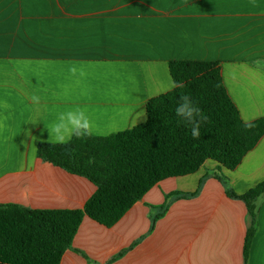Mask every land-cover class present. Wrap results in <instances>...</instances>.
I'll return each instance as SVG.
<instances>
[{
	"label": "crops",
	"instance_id": "0c3cea01",
	"mask_svg": "<svg viewBox=\"0 0 264 264\" xmlns=\"http://www.w3.org/2000/svg\"><path fill=\"white\" fill-rule=\"evenodd\" d=\"M172 61L220 63L243 121L264 117V0H0V205L82 209L96 187L38 158L45 125L78 106L92 136L144 123ZM217 175L237 195L264 182V137L235 170L207 160L160 182L111 228L86 217L61 264H264V200L245 262L252 218Z\"/></svg>",
	"mask_w": 264,
	"mask_h": 264
},
{
	"label": "trees",
	"instance_id": "16d2710c",
	"mask_svg": "<svg viewBox=\"0 0 264 264\" xmlns=\"http://www.w3.org/2000/svg\"><path fill=\"white\" fill-rule=\"evenodd\" d=\"M169 70L172 79L183 81L185 87L149 100L144 123L106 137L73 138L67 146L38 145L39 159L89 180L96 191L82 209L0 205V264H61L86 217L111 228L160 182L195 174L207 160L235 170L257 147L264 137V117L245 127L225 87L220 63L172 61ZM182 94L189 95L207 116L198 140L192 138L190 125L179 122L175 114ZM65 147L73 150L71 154ZM217 177L227 196L243 201L252 218L243 249L247 262L256 235L254 201L264 194V182L237 195L227 179ZM201 188L202 183L194 193L168 195L163 213L173 197L194 198Z\"/></svg>",
	"mask_w": 264,
	"mask_h": 264
},
{
	"label": "clouds",
	"instance_id": "9594fccd",
	"mask_svg": "<svg viewBox=\"0 0 264 264\" xmlns=\"http://www.w3.org/2000/svg\"><path fill=\"white\" fill-rule=\"evenodd\" d=\"M257 63H261L257 61ZM68 71L72 77L83 78L87 75L82 66H78L73 63L69 66ZM185 87L183 81L171 80L166 91H172L174 89H182ZM30 100L33 104L39 105L41 98L38 95H32ZM3 107H7L5 103ZM175 114L180 118L181 123L190 125L191 136L193 139H200L201 137V124L207 121V116L203 114L202 110L194 103L189 95L182 94L179 98V102L175 108ZM2 126V125H0ZM49 132L48 143L51 146H67L73 138L84 139L85 137H91L93 134L94 125L87 114L86 108L76 107L67 111L58 113L57 118L51 125H45ZM253 125L245 123L246 128H251ZM35 139V137H33ZM65 151L71 154L73 151L70 148L65 147ZM89 162H92L91 159ZM264 200V197H257L254 203L258 204Z\"/></svg>",
	"mask_w": 264,
	"mask_h": 264
}]
</instances>
